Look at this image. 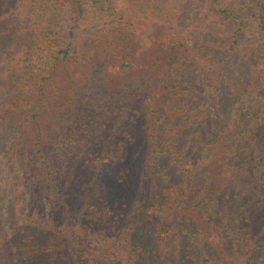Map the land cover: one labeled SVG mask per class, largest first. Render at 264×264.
<instances>
[{"label":"rangeland","instance_id":"obj_1","mask_svg":"<svg viewBox=\"0 0 264 264\" xmlns=\"http://www.w3.org/2000/svg\"><path fill=\"white\" fill-rule=\"evenodd\" d=\"M150 2L156 19L147 5L134 8L136 56L104 68L109 80L131 81L125 118L114 110L106 119L66 117L67 147L83 161L67 176V215L61 219L54 195L39 197L28 174L7 167V178L0 173V218L6 208L18 221L14 232L0 227V264L50 262L52 252L40 247L33 224L66 232L78 223V211L85 215L89 264H242V247L264 243V0ZM22 12L19 0H0L2 92L10 82L24 84L16 77L19 50L14 77L4 76V50L18 41ZM80 44L84 58V37ZM72 67L82 73L80 63ZM171 67L184 72L183 97L160 93ZM64 88L59 81L50 89L52 96L61 91L56 113L67 98ZM69 253L62 247L52 263L73 264Z\"/></svg>","mask_w":264,"mask_h":264},{"label":"trees","instance_id":"obj_2","mask_svg":"<svg viewBox=\"0 0 264 264\" xmlns=\"http://www.w3.org/2000/svg\"><path fill=\"white\" fill-rule=\"evenodd\" d=\"M19 2L23 12L19 24L17 22L18 41L13 49L4 50V76L7 80L14 77V55L19 50L22 57L19 59L20 69L16 77H24V84L17 87L16 83L10 82L5 84L4 92L0 90V173L4 171L5 174L4 168L7 167L22 177L28 174L37 186L41 199L55 196L57 208H63L62 219L67 215L71 204L66 189L67 176L76 168L73 166L75 161L83 162L75 151H70L67 147L68 142L64 138L68 125L66 117L69 118L70 115L75 119L96 116L106 119L114 110L115 113L120 111V117L125 118L126 97L134 94L131 81L109 80L104 75V68L105 65L114 64L125 66L136 56L138 45L133 24L134 8H145L147 5L145 11L154 19L159 15L158 8L151 7L150 0ZM145 11L143 10L144 13ZM223 14L233 15L235 18L227 10ZM12 19L13 17H8L10 22ZM82 37L87 53L84 58L80 57L83 51L77 49L81 45ZM1 45L5 47L2 37ZM93 46H96V51L88 52ZM78 59L80 62L76 61ZM79 63L82 73L76 75L72 64ZM163 73L167 78L161 86V95L171 92L173 96H185L188 90L181 87L184 84L181 81L184 72L171 67ZM58 76H62L63 80H59ZM176 77L180 79L178 84L176 81L169 82ZM59 81H63L65 85V90L62 91H67V98L62 104V110L59 109L56 113L57 95L61 91L52 96L50 89ZM109 100L114 106H109ZM142 105L149 111L145 102ZM154 111L156 112L154 109L149 113L154 114ZM176 111L183 113L187 119L189 113L182 106H178ZM70 126L73 127V124ZM156 129L157 131H150V137H155L153 133H161L162 126ZM86 149L85 147L84 150ZM9 182L6 180L5 183H8L11 197L12 187ZM10 200H4V207ZM5 210L4 219L0 218V227L4 229L8 225L9 232H14L18 221L15 220L16 217L8 216ZM82 212L75 213L73 218H78V223H72L66 232L50 230L49 226L42 225L38 220L33 224L37 240L42 242L39 243L40 247L46 253L52 252L50 262L46 260L45 263L53 264L58 251L64 246L69 247V260L72 259L73 264L91 262L85 250H82L87 244V230L83 224L85 215ZM68 234H71V242L68 241ZM242 249L245 251L242 264H264V243L259 248L247 244Z\"/></svg>","mask_w":264,"mask_h":264}]
</instances>
